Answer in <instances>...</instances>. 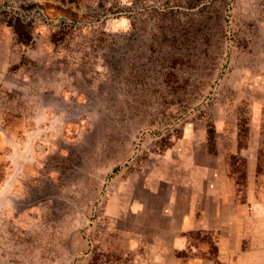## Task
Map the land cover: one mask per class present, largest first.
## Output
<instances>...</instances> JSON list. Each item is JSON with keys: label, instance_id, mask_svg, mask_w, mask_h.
Segmentation results:
<instances>
[{"label": "rangeland", "instance_id": "obj_1", "mask_svg": "<svg viewBox=\"0 0 264 264\" xmlns=\"http://www.w3.org/2000/svg\"><path fill=\"white\" fill-rule=\"evenodd\" d=\"M0 264H264V0H0Z\"/></svg>", "mask_w": 264, "mask_h": 264}]
</instances>
